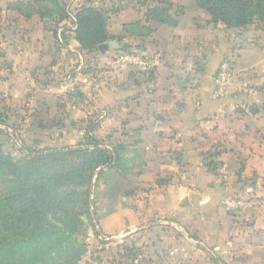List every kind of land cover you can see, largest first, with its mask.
Returning <instances> with one entry per match:
<instances>
[{
    "label": "crops",
    "instance_id": "crops-1",
    "mask_svg": "<svg viewBox=\"0 0 264 264\" xmlns=\"http://www.w3.org/2000/svg\"><path fill=\"white\" fill-rule=\"evenodd\" d=\"M21 1L30 0H0V86L17 101L33 98L37 111L48 104L53 119L68 97L66 117L80 119L71 125L82 138L121 151V168L106 170L109 189L96 195L101 236L140 235L154 249L170 246L173 234L172 264H264V45L246 29L215 25L196 0H165L172 16L183 10L176 27L146 23L141 0L102 2L117 8L106 16L109 42L140 45L153 61V72L140 75L117 66L122 48L83 51L74 25L69 39L60 29L55 37L38 16L12 7ZM137 22L153 33L127 36L125 26ZM230 61V84L219 96L217 79ZM65 68L71 81L42 78ZM209 160L220 168L211 170ZM228 198L245 209L226 205Z\"/></svg>",
    "mask_w": 264,
    "mask_h": 264
},
{
    "label": "trees",
    "instance_id": "trees-1",
    "mask_svg": "<svg viewBox=\"0 0 264 264\" xmlns=\"http://www.w3.org/2000/svg\"><path fill=\"white\" fill-rule=\"evenodd\" d=\"M68 0H30L12 7L26 17L38 16L58 36L59 27L70 20ZM95 1V0H94ZM92 0L74 13V34L83 51L100 52L99 46L115 38L107 31L105 8ZM145 21L176 27L181 9L171 15L173 5L165 0H141ZM212 23L226 29H247L255 22L264 23V0H196ZM125 34L145 39L153 28L137 22L124 28ZM119 42L124 37L118 39ZM143 51L140 45L127 44L118 52ZM153 70L135 69L149 75ZM28 157L17 159L0 151V264H79L88 244L77 238L85 220L98 222V204L92 187L106 170L121 168V151L106 148L94 136L86 135L76 146L26 148ZM216 156L213 154L212 157ZM217 171L220 165L209 160ZM8 185V188L5 187ZM97 230V229H96ZM97 236L101 233L95 231Z\"/></svg>",
    "mask_w": 264,
    "mask_h": 264
},
{
    "label": "rangeland",
    "instance_id": "rangeland-1",
    "mask_svg": "<svg viewBox=\"0 0 264 264\" xmlns=\"http://www.w3.org/2000/svg\"><path fill=\"white\" fill-rule=\"evenodd\" d=\"M106 1L109 2V0H95L94 2L97 5H100L102 2L106 5ZM88 2L90 3L92 0H68L67 5L69 11L75 13L78 8L86 5ZM106 8L109 7L106 6ZM45 26L51 31L54 25L48 22ZM72 28L73 24L70 20L59 27V33L63 40L71 37ZM246 32L247 37L251 38L254 42L264 45V23L255 22L247 27ZM15 45L18 47L20 44L16 42ZM1 48L0 38V56ZM229 63L228 65L230 66L231 61ZM71 72L73 70L69 68H65L63 72L57 69L56 73L52 71L43 72L42 78L48 83L52 82L61 85L65 80L71 81L73 79V76L70 74ZM262 89H264V86ZM11 92L15 91L0 86V97L5 101V107H2L0 104V151L10 153L17 159H26L28 157L26 148L42 149L51 146H76L83 140L82 136L78 133L80 130L77 128V125L75 124L76 128H73L71 125L74 120L79 121L80 119H72L73 121H71V119L66 117V115L69 116L71 112L69 110L72 108V104L66 101L68 97L62 95L61 100L58 102V113L56 114L55 111L52 113L53 119L49 117L50 106L48 104L42 106V111H37V105L33 103V98L31 101L24 103L17 101L20 97L11 98ZM7 94L9 95L6 96ZM57 94H61L60 91ZM64 104L68 105L67 109H65L66 111L62 112ZM38 108H40L39 105ZM44 111H46L45 114ZM80 113V111H75V116L80 117ZM40 115H45V117L41 118ZM106 176L107 173H105L100 181L95 182L92 187L93 197H96V200V195L100 198L104 188L109 189L105 187L107 185L106 182H103ZM6 188H8V185L5 187V190ZM113 189L114 186L111 187V190ZM3 190L4 187L0 185V195ZM96 229H94L93 224L89 220H85V224L77 234V238L80 241L88 244L87 252L79 264H172L177 262V258L171 255V253L173 248L178 246L175 245L177 244L178 236L172 234L171 239H169L170 246H158L154 249H149L146 247L147 237L128 235L115 240L111 238L107 239L103 236H97L95 231L100 232V230ZM101 235L103 234L101 233Z\"/></svg>",
    "mask_w": 264,
    "mask_h": 264
},
{
    "label": "built area",
    "instance_id": "built-area-1",
    "mask_svg": "<svg viewBox=\"0 0 264 264\" xmlns=\"http://www.w3.org/2000/svg\"><path fill=\"white\" fill-rule=\"evenodd\" d=\"M74 20V13H70V21L73 22ZM115 63L121 69L126 68H136L142 71L151 70L154 67L153 61L148 58L143 51H139L137 49L133 50L132 52H118L115 57ZM231 67L229 65H225L219 74L217 79L218 83V92L217 95L225 96L226 89L230 84V72ZM225 204L232 207H239L240 209H245L246 204L242 201H237L233 199H226Z\"/></svg>",
    "mask_w": 264,
    "mask_h": 264
},
{
    "label": "water",
    "instance_id": "water-1",
    "mask_svg": "<svg viewBox=\"0 0 264 264\" xmlns=\"http://www.w3.org/2000/svg\"><path fill=\"white\" fill-rule=\"evenodd\" d=\"M125 45H126L125 43L119 44V43L109 42V43L100 45L99 50L102 54H105L109 50H119Z\"/></svg>",
    "mask_w": 264,
    "mask_h": 264
}]
</instances>
